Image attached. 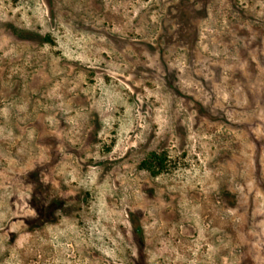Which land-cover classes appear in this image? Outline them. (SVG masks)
<instances>
[{"label": "rangeland", "instance_id": "1", "mask_svg": "<svg viewBox=\"0 0 264 264\" xmlns=\"http://www.w3.org/2000/svg\"><path fill=\"white\" fill-rule=\"evenodd\" d=\"M0 264H264V0H0Z\"/></svg>", "mask_w": 264, "mask_h": 264}]
</instances>
